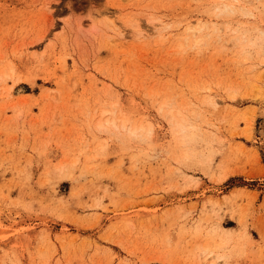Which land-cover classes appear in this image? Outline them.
Instances as JSON below:
<instances>
[{
    "label": "rangeland",
    "instance_id": "374dc122",
    "mask_svg": "<svg viewBox=\"0 0 264 264\" xmlns=\"http://www.w3.org/2000/svg\"><path fill=\"white\" fill-rule=\"evenodd\" d=\"M209 263L264 264V0H0V264Z\"/></svg>",
    "mask_w": 264,
    "mask_h": 264
},
{
    "label": "bare ground",
    "instance_id": "6f19581e",
    "mask_svg": "<svg viewBox=\"0 0 264 264\" xmlns=\"http://www.w3.org/2000/svg\"><path fill=\"white\" fill-rule=\"evenodd\" d=\"M132 20H134V19H132ZM135 21V20H134ZM193 27H189L188 29H190V30H193L192 29ZM144 29V28H143ZM142 28H141V26H140V23L136 20L135 21V23H134V25H133V30H135V32H136V34L137 35H141V36H143L144 35V32H145V30H143ZM121 33V32H120ZM194 34V33H193ZM121 35H123V33H121ZM135 36V35H134ZM126 37V36H125ZM124 39V38H123ZM63 65V64H62ZM62 67V66H61ZM63 67H65V64L63 65ZM104 112H102V114H103ZM177 115L178 116H181V119H184V117L185 116H183V114H181L179 111H178V113H177ZM170 117H172V118H174L173 117V115L171 116L170 115ZM104 122L106 123V124H112L113 126H115L116 128L117 127H122V128H124L126 125H125V122H124V119H122L120 122H119V124H118V121H116L114 118H106L105 120H104ZM98 126H102V122H100V120L98 121ZM177 125L181 128V130H185V126L182 124V123H177ZM142 128V127H141ZM188 128V127H187ZM186 128V129H187ZM187 131V130H186ZM132 133H135L136 132V128H134L132 131H131ZM184 136V135H183ZM185 139L186 138H184V139H182L183 140V142H185ZM214 257H216V258H220V256H214ZM215 261H216V259H215ZM210 264V263H209Z\"/></svg>",
    "mask_w": 264,
    "mask_h": 264
}]
</instances>
